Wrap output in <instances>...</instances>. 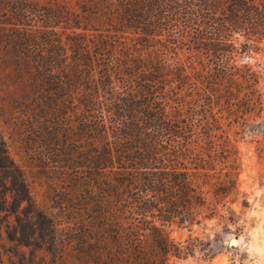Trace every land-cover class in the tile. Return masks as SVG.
<instances>
[{"label":"trees","instance_id":"1","mask_svg":"<svg viewBox=\"0 0 264 264\" xmlns=\"http://www.w3.org/2000/svg\"><path fill=\"white\" fill-rule=\"evenodd\" d=\"M262 39L264 0H0V122L53 181L44 207L0 130V235L47 264L185 257L169 228L235 189L224 126L260 104L235 56Z\"/></svg>","mask_w":264,"mask_h":264},{"label":"rangeland","instance_id":"2","mask_svg":"<svg viewBox=\"0 0 264 264\" xmlns=\"http://www.w3.org/2000/svg\"><path fill=\"white\" fill-rule=\"evenodd\" d=\"M235 58L238 63L250 66L258 79L254 88L260 95V104L255 103L250 110H237V115L244 118L241 126L232 122L224 126L236 147L235 189H228L216 212L199 223L169 228V236L180 246L188 247L189 253L183 258L170 257L168 264H264V39L251 42ZM0 130L7 140L10 155L26 173L32 195L42 206H50L52 178L31 157L22 136L9 122H0ZM206 198H212L210 189ZM231 239L237 243L230 244ZM32 251L31 247L7 240L1 233L0 264H27L30 260L47 264L50 261V256L42 249L36 250L34 256ZM63 262L78 264L70 248Z\"/></svg>","mask_w":264,"mask_h":264},{"label":"bare ground","instance_id":"3","mask_svg":"<svg viewBox=\"0 0 264 264\" xmlns=\"http://www.w3.org/2000/svg\"><path fill=\"white\" fill-rule=\"evenodd\" d=\"M229 243H230V244H231V243H237V241L234 240V239H231V240L229 241Z\"/></svg>","mask_w":264,"mask_h":264}]
</instances>
